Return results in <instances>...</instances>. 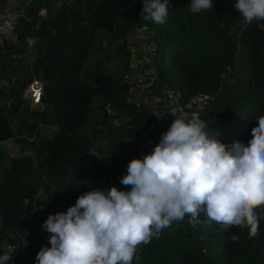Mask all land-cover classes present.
<instances>
[{
    "label": "trees",
    "instance_id": "trees-1",
    "mask_svg": "<svg viewBox=\"0 0 264 264\" xmlns=\"http://www.w3.org/2000/svg\"><path fill=\"white\" fill-rule=\"evenodd\" d=\"M142 3L62 0L46 15L37 13L40 2L26 5L15 27L17 41L6 43L0 57V82L5 81L0 85V243L16 240L10 232L21 230L31 210L44 222L50 214L66 212L84 192L107 193L113 186L130 190L121 177L131 159L145 155L135 144L151 110L127 99L126 85L97 61L91 82L81 80L87 59L100 47L97 31L115 29L125 38L139 27L150 30L158 46L156 81L174 86L183 97L210 93L199 118L208 123L211 137L226 144L250 141L256 118L264 115V21L246 24L235 7L182 15L177 0H169L165 23L156 24L142 18ZM32 77L42 82L41 106L24 97ZM95 98L114 110L115 120L96 119L84 127L96 109ZM172 122L166 120L163 133ZM9 139L18 145L17 155L3 149L2 142ZM256 211L264 217V205ZM50 235L43 227L31 228L25 254L12 256L8 264H36L37 252L51 246ZM132 264H264V218L253 237L247 227L193 226L186 215L138 246Z\"/></svg>",
    "mask_w": 264,
    "mask_h": 264
},
{
    "label": "clouds",
    "instance_id": "clouds-1",
    "mask_svg": "<svg viewBox=\"0 0 264 264\" xmlns=\"http://www.w3.org/2000/svg\"><path fill=\"white\" fill-rule=\"evenodd\" d=\"M170 7L169 0H143L142 18L163 24ZM234 7L246 24L264 21V0H235ZM212 8L213 0H190L193 13ZM256 121L245 145L212 138L198 116L174 119L150 153L129 161L121 183L130 190L93 189L47 217L51 246L37 252L36 264H132L138 246L186 215L193 226L247 227L256 236L264 218L256 211L264 205V115ZM11 259L0 255V264Z\"/></svg>",
    "mask_w": 264,
    "mask_h": 264
},
{
    "label": "rangeland",
    "instance_id": "rangeland-1",
    "mask_svg": "<svg viewBox=\"0 0 264 264\" xmlns=\"http://www.w3.org/2000/svg\"><path fill=\"white\" fill-rule=\"evenodd\" d=\"M234 1L235 0H213V6H215L217 13H222L223 11H228L231 7H234ZM177 7L178 11L182 15H199L202 13H193L190 10V0H177ZM177 24V23H175ZM134 30V31H133ZM131 32L126 33L128 37L124 35L117 34L116 30H110L105 32V35L101 36V31H97L95 33V39L100 42V47L94 55L87 59V65L88 68H84L83 72V80H88L87 75L92 74V70L90 66H92V62L97 61L98 66L104 70L105 72L109 73L111 77L115 81H121L124 83L127 87L126 96L127 99H130L131 101H140L143 98H146V82L149 80V85H152L151 83L154 82V72H153V66L154 61L156 60L157 55V40L153 39L148 33L149 31L142 27L139 29H133ZM119 33V32H118ZM178 39L180 38L179 33H177ZM100 38V39H99ZM128 39V40H127ZM123 40L125 42H123ZM16 43V42H15ZM124 43V45H122ZM4 45L0 47V57L4 53ZM5 59V62L8 60V56ZM11 58H13V54H11ZM13 59L11 60V63ZM10 66V65H9ZM145 70V71H144ZM40 78V77H39ZM5 83V81L0 82V85ZM249 84L253 86L252 80L249 79ZM129 93V95H128ZM94 105L96 106V109H93V111L88 115L86 123L84 124V127H88L91 125L92 121L100 118V113L98 106L103 105L107 108V114L104 120H115L112 116L114 114V110H112L108 105L102 104L99 101V98H95L93 101ZM134 104V103H133ZM135 105V104H134ZM137 107V106H136ZM155 109H158L161 111V107L155 106ZM251 113H248V117ZM170 119L174 120L177 118L171 117ZM211 119V118H210ZM168 120V119H167ZM212 121L214 118L211 119ZM209 121V120H208ZM115 122V121H113ZM48 132V128H42L41 133L46 134ZM237 139V138H234ZM3 149L9 154V155H17V153H20L18 149V145L13 142L11 139L5 140L2 142ZM30 153V150H28ZM90 162V160H86ZM34 212L31 210L29 211V214L26 216V221L22 225H19L20 231H11L10 236L13 237L16 240H22L25 244L26 241V233L33 227L38 226L39 228H42L43 221L35 217L33 214Z\"/></svg>",
    "mask_w": 264,
    "mask_h": 264
},
{
    "label": "built area",
    "instance_id": "built-area-1",
    "mask_svg": "<svg viewBox=\"0 0 264 264\" xmlns=\"http://www.w3.org/2000/svg\"><path fill=\"white\" fill-rule=\"evenodd\" d=\"M33 1L35 0H24L22 3H16L12 8L0 12V47L6 43L17 41L15 30L17 21L19 18L24 17L26 5ZM158 87L162 109L161 111L155 108L151 109V119L146 122L140 138L135 144V149L145 154L150 153L162 138V131L166 127L167 119L174 117L187 120L199 117L208 107L212 98L210 93L204 91H196L188 97H183L177 88L165 82H158ZM23 93L30 105H42V82L37 77H32L27 82ZM133 103L138 106L142 102L134 101ZM167 109L169 113L166 112ZM26 248V244L22 240H3L0 243L2 255L8 253L12 256H23Z\"/></svg>",
    "mask_w": 264,
    "mask_h": 264
},
{
    "label": "crops",
    "instance_id": "crops-1",
    "mask_svg": "<svg viewBox=\"0 0 264 264\" xmlns=\"http://www.w3.org/2000/svg\"><path fill=\"white\" fill-rule=\"evenodd\" d=\"M24 0H0V12L3 11V10H6L8 8H12L16 3H22ZM62 0H35L33 1V3H38L40 2L41 5L39 6L38 10H37V13L38 14H41V15H46L48 12H50L52 9H54V7L60 3ZM32 3V2H31ZM29 4V3H28ZM142 28V27H141ZM139 29V28H137ZM147 29V28H146ZM148 30V29H147ZM134 31V30H133ZM149 31V35H151V32L150 30ZM108 33V32H107ZM105 35V31L104 32H101L99 36H101L100 38H102V36ZM152 36V35H151ZM99 38V39H100ZM128 40V39H127ZM122 45H124V43H122ZM96 52V51H95ZM94 52V53H95ZM93 53V55H94ZM92 55V56H93ZM90 56V57H92ZM89 57V58H90ZM87 62V61H86ZM94 62H92L91 64L93 65ZM86 68H88L89 66L85 65ZM84 67V68H85ZM91 69H92V66H90ZM82 69L81 70V73H80V78L81 80H83V72L85 69ZM145 71V70H144ZM92 72H94V70H92ZM153 72H154V69H153ZM89 76L88 77V80H83L85 82H91V79H92V76H93V73L90 74V75H87ZM155 78V77H154ZM146 82V88H145V92H146V95L147 97L146 98H143L141 99L140 101L142 102L141 104L143 105H146L150 110L155 108V106H160V91H159V87H158V81H156V79L154 80L153 83H151L152 85H149L150 83L149 80L145 81ZM129 92V91H128ZM130 93V92H129ZM167 113H169L168 109L166 110Z\"/></svg>",
    "mask_w": 264,
    "mask_h": 264
},
{
    "label": "water",
    "instance_id": "water-1",
    "mask_svg": "<svg viewBox=\"0 0 264 264\" xmlns=\"http://www.w3.org/2000/svg\"><path fill=\"white\" fill-rule=\"evenodd\" d=\"M116 84H117L116 82H113L111 84V86H112L113 89H115ZM45 105H46V103H45ZM98 109H99V113H100V118H99L98 121H99V123H102L103 120H104V118L106 117L107 108L105 106H103V105H100V106H98Z\"/></svg>",
    "mask_w": 264,
    "mask_h": 264
}]
</instances>
